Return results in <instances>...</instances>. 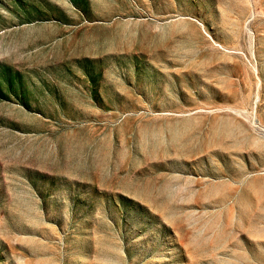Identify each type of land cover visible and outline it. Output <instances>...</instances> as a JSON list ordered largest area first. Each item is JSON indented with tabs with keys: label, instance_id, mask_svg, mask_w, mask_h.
Instances as JSON below:
<instances>
[{
	"label": "rangeland",
	"instance_id": "rangeland-1",
	"mask_svg": "<svg viewBox=\"0 0 264 264\" xmlns=\"http://www.w3.org/2000/svg\"><path fill=\"white\" fill-rule=\"evenodd\" d=\"M0 264H264V0H0Z\"/></svg>",
	"mask_w": 264,
	"mask_h": 264
}]
</instances>
